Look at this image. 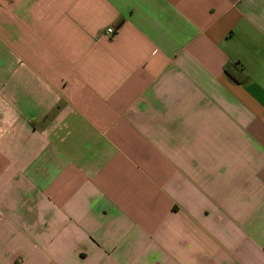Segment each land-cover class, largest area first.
<instances>
[{"label":"crops","instance_id":"crops-1","mask_svg":"<svg viewBox=\"0 0 264 264\" xmlns=\"http://www.w3.org/2000/svg\"><path fill=\"white\" fill-rule=\"evenodd\" d=\"M0 264H264V0H0Z\"/></svg>","mask_w":264,"mask_h":264},{"label":"trees","instance_id":"trees-1","mask_svg":"<svg viewBox=\"0 0 264 264\" xmlns=\"http://www.w3.org/2000/svg\"><path fill=\"white\" fill-rule=\"evenodd\" d=\"M235 65H236L235 62L227 61V62L225 63V65H224V69H225L226 72H227V71H229L228 69H229L230 66H235Z\"/></svg>","mask_w":264,"mask_h":264},{"label":"built area","instance_id":"built-area-1","mask_svg":"<svg viewBox=\"0 0 264 264\" xmlns=\"http://www.w3.org/2000/svg\"><path fill=\"white\" fill-rule=\"evenodd\" d=\"M116 29L112 28V27H109L106 29V32L107 33H110V34H113L115 32Z\"/></svg>","mask_w":264,"mask_h":264}]
</instances>
